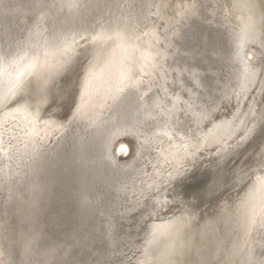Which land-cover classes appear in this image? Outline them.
<instances>
[{
    "label": "bare ground",
    "instance_id": "obj_1",
    "mask_svg": "<svg viewBox=\"0 0 264 264\" xmlns=\"http://www.w3.org/2000/svg\"><path fill=\"white\" fill-rule=\"evenodd\" d=\"M199 22L208 33L201 42L211 54L207 72L195 62L200 51L188 49ZM25 54L21 63L38 57L37 67L14 88L11 62ZM127 71L131 79L122 82ZM263 80L264 0H0V125L15 128L0 139V178L17 205L0 264H113L114 247L125 261L135 254L136 264H217L235 224L227 206L200 229L193 213L162 220L166 194L161 185L157 192L142 187L146 166L164 140L172 139L167 158L183 150L181 113L210 143L233 136ZM205 88L219 92L211 106ZM51 103L62 118L44 117ZM24 181L17 196L14 186ZM254 182L242 203L245 218L264 207V177ZM241 241L232 244L234 257Z\"/></svg>",
    "mask_w": 264,
    "mask_h": 264
},
{
    "label": "rangeland",
    "instance_id": "obj_2",
    "mask_svg": "<svg viewBox=\"0 0 264 264\" xmlns=\"http://www.w3.org/2000/svg\"><path fill=\"white\" fill-rule=\"evenodd\" d=\"M203 25H204L203 23L199 22L197 27H194L192 29L193 36L189 37L187 39V42H188V44L191 45L188 47V49L191 48V49H197L200 51V53L197 56H195L196 57L195 62H198V64L200 66H202L203 68L200 66H196V65H194V66L200 67L201 71L207 72V70L205 69L206 67H208L207 62H206L207 61L206 57H209L211 54L208 52V51H210V50H208L209 48L205 49L206 48L205 45L201 44V42L204 41V39L206 37V36L202 35V33L203 34L206 33V32H204V29L202 27ZM197 28H198V30H197ZM206 34H208V33H206ZM186 54H184V56H186L184 58L186 60H188ZM210 76H211V79H209ZM213 77H214L213 75L207 74L206 75L207 80H205V81L210 83V84H215V83H212V79H214ZM214 82H215V79H214ZM259 82L256 85V87L253 89V92L251 94V96L252 95L253 96L252 97L250 96L249 100L247 101L248 105L246 103V110H245V107L243 109L244 112H243L242 118L239 119V121L240 120L242 121V122L240 121L241 126H237L235 128L233 136L231 134L230 136H227V138L223 137L224 139L222 138L221 142H216L214 144L210 143L207 139H205V137H201L199 135V129L197 127H195L191 121H189L190 119L184 113H181V116H180L181 126H178V130L181 133H184V137L187 140L185 146L182 147L183 150H181L180 148L177 149V153H176L177 159L172 160V159H170V157L167 158L169 155L168 149L170 147H172V139H168L166 141L164 140L158 144L159 146L155 150L150 152V157L148 159V163L146 166L147 172L144 175V177L146 179L143 182L144 184L142 187L145 189L149 188L150 191L157 192L158 186L161 185V187L163 188V191H165V194L167 196V197L163 196V197H165L164 202H162V203H164V205L160 208V211L158 213L160 219L163 218L165 221H171V220H176L178 218H182L188 213H193L194 217H195V218L194 217L192 218V220L193 219L195 220V221L193 220L194 225L196 224L195 225L196 228L200 229L204 225H206L208 222L216 220L218 212L221 209V207L227 206V210L228 209L231 210V212L228 210V212L230 213V216H231L230 217V219H231L230 223H232V224L235 223V224L230 227L231 229L227 228V231L225 232L226 233L225 242L227 244L224 243V247H225V249L226 248L227 249H226V251H224V254H223V256H221L220 260L217 261V264L218 263H220V264H223V263L224 264H264V224H263V222H264L263 221L264 220L263 219L264 218V207L261 208L263 213L261 212V210H259L260 214H259V212L253 213L251 215L248 214L247 218H245L243 216V213L241 210L242 205L246 202V197H247V195L251 189L250 187H251L252 183H255L254 181L256 179H260V178L262 179V177H264V174H262V173H264V88H263L264 82H262V81H259ZM209 89L205 88V89H202L201 91H203L202 93L205 94V96H206L204 98V100L206 99L205 103L208 106H211L214 103L215 99L218 98L217 95H219L218 94L219 92H218V90L215 91V89H211V88H209ZM207 91H209V92L206 93ZM207 101H209V103H207ZM254 103H255V105H253ZM45 108L46 109L44 110L43 115L46 119L47 118H49V119L62 118V116H63L62 110L59 107V105H57L56 103H51V104L47 105ZM250 108H253V109H250ZM54 110H55V112H54ZM56 111H57V113H56ZM251 116L254 118H252ZM258 119H260V120H258ZM252 124H253V126H252ZM255 128H256V130H255ZM251 130H252V132H251ZM13 132H15V128H14L13 124L7 123V124L0 125V139H1V141L5 142L6 139L8 137H10L11 133H13ZM175 137H176V135H175ZM201 142H202V144H200ZM222 142L225 144V147H224V144ZM228 142L230 145L227 144ZM212 145H213V147H212ZM208 146H210V147H208ZM235 149H237V150H235ZM229 150H232V151H229ZM212 151H213V153H212ZM226 152H227V154L229 153V156L226 154ZM13 153H15V151H13ZM211 153H212V156H211ZM206 154H208V155H206ZM201 156H203V157L201 158ZM230 156H231V158H230ZM220 159H221V161H220ZM0 160L2 161L3 158L1 157ZM1 161H0V168L2 166ZM225 161L227 162V164ZM242 161L245 163H243ZM218 163L221 167L218 165ZM221 163H222V165H221ZM222 167H223V169H222ZM241 177H242V179H241ZM249 177H250V179H249ZM154 178H155V180H154ZM219 180H221V181H219ZM247 182L249 184H250V182H252V183L249 185V184H247ZM204 183H205V185H204ZM217 183H219V184H217ZM146 184H147V186H146ZM1 185H3L2 187H4V188H2ZM213 185H216V186L218 185L217 186L218 188L213 186ZM244 185H245V187H244ZM5 186H7V187H5ZM26 186H27V183L25 181L23 183L16 184L14 186L15 194L16 195L17 194L18 195H24L26 192ZM245 188H246V190H245ZM5 189L7 192L4 191ZM7 189H8V184L7 183L2 184L1 178H0V193H1L0 194V202H1L0 214L3 216L2 217L0 215V217L2 218V219L0 218L1 219L0 220V225H1L0 231L3 230V232H0V237L2 238V236H3L2 239L0 238V248L1 249L8 248V244H7L8 241H7V239L5 240V238H6L5 232L7 231V227L9 225L10 226L15 225V224H10V221H12L11 217L13 216V214L17 213V211L14 210V208L17 205H16L15 201H12L13 199H11L7 195L8 194ZM152 189H154V190H152ZM1 190L3 192H1ZM183 192H184V194H183ZM4 193H6V194H4ZM5 195H6V197H5ZM169 195H170V197H169ZM235 195H238V196H235ZM199 196H201V197H199ZM3 197H5L4 198L5 200L3 199ZM197 197H199V198H197ZM234 197H236V198H234ZM15 198H16V196H15ZM199 199H200V202H199ZM226 199H228V200H226ZM2 202H4V203H2ZM145 202L146 201H144V203L140 206L139 210L134 214L135 216L137 215V213L139 214L140 210L142 211V210H144V208H146L145 206H147V204ZM222 202L223 203L227 202V204H231V205H227V204L225 205ZM197 204H200L201 206L197 205ZM2 207L4 208V210H2L3 209ZM203 209H204V211H203ZM166 212H167V215H166ZM232 213H234V214H232ZM258 214H259V217H258ZM200 215H201V217L202 216H204V217L201 218ZM211 215H214V217ZM235 219L237 221H235ZM259 222H262V223H259ZM203 223H204V225H203ZM241 223H243V224H241ZM245 224L247 225V227L244 229V227L246 226ZM1 227L2 228L5 227V228L2 229ZM222 227L223 226H221V228L217 227L216 228L217 231H220V233H224L226 228L223 227L224 228V230H223ZM228 229H230V230H228ZM242 229H243V231H242ZM237 239H239L240 241L243 239L240 242L241 243L240 246L242 247V248L240 247V250H242V251L240 252V250H239L240 253L236 254L234 257V254H232L230 251H231V248L233 247V245L235 244V242L237 241ZM2 241H3V243H2ZM228 242H230V243H228ZM249 248H251V249H249ZM254 249H255V251H254ZM259 249L260 250L262 249V250L260 251ZM248 251H250V252H248ZM258 251H259V253H258ZM124 254H125V252L121 253L120 251L117 250V247H114L112 249V255L109 256L110 263L115 264V263L125 262V264H136L135 254L133 256H131V255L127 256L128 260H126V261L124 260L125 259V257L123 256ZM251 254H253V255H251ZM255 255H256V257H255ZM226 257H228V258H226ZM234 258H237V259H234ZM229 261H230V263H228Z\"/></svg>",
    "mask_w": 264,
    "mask_h": 264
},
{
    "label": "snow or ice",
    "instance_id": "obj_3",
    "mask_svg": "<svg viewBox=\"0 0 264 264\" xmlns=\"http://www.w3.org/2000/svg\"><path fill=\"white\" fill-rule=\"evenodd\" d=\"M120 40H123L124 37L120 34V33H116L115 34ZM98 37H93V40H96ZM107 39H112L111 36L106 37ZM247 37L246 34L244 36L241 37V48L243 47L244 42L246 41ZM122 46V45H120ZM70 48V45H65V51H67ZM27 56L26 54L23 56H20L18 59H15L11 62V65H15L18 68V72L16 73V81L17 83L14 84V88H18L21 81L22 77H26L27 75H31L33 70L36 69L37 67V61H38V57L32 58L30 60H28L27 64H22L21 62L26 60ZM10 65V66H11ZM40 67H43V65H40ZM61 67H63V65H61ZM245 71H248V69L246 68ZM90 77L94 75V73H90L89 74ZM131 79V75H130V71L127 72H123L121 74V81H127ZM123 90V89H120ZM22 107H24L25 110H27V105H22Z\"/></svg>",
    "mask_w": 264,
    "mask_h": 264
}]
</instances>
